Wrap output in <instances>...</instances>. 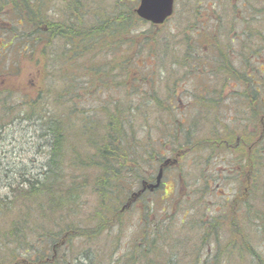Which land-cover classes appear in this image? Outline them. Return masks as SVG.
Returning a JSON list of instances; mask_svg holds the SVG:
<instances>
[{
  "label": "rangeland",
  "instance_id": "1",
  "mask_svg": "<svg viewBox=\"0 0 264 264\" xmlns=\"http://www.w3.org/2000/svg\"><path fill=\"white\" fill-rule=\"evenodd\" d=\"M37 2L43 17L42 23L34 25L38 29L59 24L64 32L75 35L65 25L70 17L75 26L93 28V38L89 40L98 38L100 41L85 49L80 37L67 44L64 34L58 37L44 34V40H12L9 36L5 39L0 36V264H148L144 260L149 257H141L135 247L141 242L143 228L154 221H160L169 229L174 239L167 243L169 248H163L165 254L158 253L157 249L151 253L152 263L164 264V258L168 257L171 264H200L205 258L214 259V264H258L257 258L248 251L255 252L264 262V233L257 229L264 224V157L262 164L256 161L259 147L252 144L260 135L264 137V117L260 116L264 115V0H175L172 16L159 26L137 15L139 21L130 18L125 12L132 6L135 9L139 0ZM16 3L19 12H27L19 1ZM5 10L8 9L5 7ZM1 14L10 22L25 21L9 11ZM1 21L0 26L4 25ZM107 24L115 26L116 35L111 36L106 31L97 33L101 25ZM25 41L31 46H22ZM7 42L14 44L3 47ZM233 49L235 55L231 54ZM247 57L249 75L252 67L258 68L259 62L262 64L261 72L253 71L262 83L254 104L249 100L250 92L243 89L240 81L237 80L240 86L234 91L232 78L228 83L224 80L228 67L229 74L232 73V64L242 72L243 60ZM69 58L72 59L67 60ZM235 58H240V62L233 63ZM100 65L112 67L116 80L106 84L97 82L95 77L100 73L96 75L93 69ZM43 66L47 68L45 74ZM55 74L59 80H55ZM66 75L72 78V83L68 84L73 89L70 90V93L73 91L71 101L79 103V110L89 115L101 112L102 101L108 97L123 100L124 94L116 95L114 87L139 76L153 78V90L160 102L165 98L174 101V120L180 117L194 122V139L212 136L211 130L215 127L214 133L220 131L217 118L222 121L223 129L226 126L224 115L230 114L229 131L234 132V137L253 141L250 145L256 162L251 178L247 177L249 189L244 192L246 154L242 153L240 143L231 154L232 169L224 160L226 150L212 154L207 148H200L189 153L176 167L165 168L155 191H147L130 204L127 203L131 201L130 195L125 198L123 194L119 202L120 207L125 208H120L121 214L112 217L107 229L93 235L90 230L82 231L83 226L90 228L97 219L95 216H99L96 214L98 201L94 195L90 196V187L85 190L86 197L77 201L74 213L59 205L53 209L42 195L29 193L31 184L43 181L48 160V138L42 118L55 101L49 99L52 102L49 105L47 97L55 96L58 91L63 94L62 78ZM64 108L61 106L60 110ZM14 116L20 120L7 124ZM78 131L70 135L68 147L88 145L87 141L77 140ZM260 140L264 142L263 138ZM174 154L166 157L173 158ZM214 166H221L218 173L212 169ZM201 173L208 179L206 186L201 182ZM96 174L94 171L87 174V186ZM179 175H182L180 180ZM185 178L190 187L184 184ZM192 187L200 191L207 187L213 192H206L207 201L202 199L201 202L197 195L188 198L193 193ZM136 190L135 186L133 192ZM236 198L245 201L239 208L241 228L237 236L221 217L227 214L226 203ZM214 217H217L215 235L204 237L207 232L204 222ZM182 218L183 224L180 223ZM68 224L79 229L55 260L58 249L55 250L52 238L55 235L56 241L59 237L56 234ZM210 229L212 226L208 234L212 233ZM249 243L251 250L244 247ZM25 250L28 252L23 254Z\"/></svg>",
  "mask_w": 264,
  "mask_h": 264
},
{
  "label": "trees",
  "instance_id": "2",
  "mask_svg": "<svg viewBox=\"0 0 264 264\" xmlns=\"http://www.w3.org/2000/svg\"><path fill=\"white\" fill-rule=\"evenodd\" d=\"M16 1H19L21 7L27 10V12H19ZM36 2L37 0H0V9H2L0 10V19L2 20L1 24H4L0 26V36L3 39L9 36L12 40L33 38L44 40L42 37L44 34H48L50 37H58V35L64 34L63 39L67 44L73 41L74 38L80 37V43L83 44L85 49L91 47L93 43L100 41L98 38L89 40L93 38V28L88 29L83 26H75L70 17L67 18L65 25L75 35L72 32H64L59 24H51L46 29H38L34 25L42 23L43 17L42 10H40L37 5L38 2ZM30 4L33 5V8ZM5 7L8 10H5ZM5 11L11 12L13 16L24 18L25 21L21 19L22 22H10L3 17L4 14H1ZM125 12L130 14V18L137 17L133 6L125 10ZM136 19L138 20V18ZM5 25H8V27H3ZM103 31L109 32L111 36L116 35V28L111 24H107L106 26L101 25L100 29H97V33ZM7 43L3 47L14 44L13 42ZM37 43L34 45L36 46ZM21 45L31 46L28 41L23 42ZM30 53L32 54V51ZM64 54L67 56L66 52ZM71 59L69 58L67 60ZM46 69V66H43L44 74L47 71ZM229 69L228 67V74L224 76V80L227 83L231 79ZM93 70L96 71V75L100 73L95 78L101 84L116 80L115 70L112 67L100 65ZM63 72L65 74L67 73V71ZM48 76L51 78L52 75L49 74ZM248 78L244 79L239 77L236 80L242 84L243 80L249 83L251 87L249 100L251 104H254L257 95L260 93L262 83L257 76ZM55 80H59L56 74ZM62 81L64 82L63 94L58 91V93L55 92V96L47 97L49 105L52 104L51 99L55 101V105H51L53 110H49L42 118L43 130L45 136L48 138L47 147L49 150L43 181L31 184L29 186V193L42 195L45 201L51 203L53 209H55L56 205H59L68 208L70 212L74 213V208L78 204L77 201L86 197L85 190H88L90 187V196L94 195L98 201L96 214L99 216H95L97 219L93 220L90 228L83 226L81 230L86 232L90 230L92 232L91 235L100 229H107V226L111 225L112 217H117L118 214H121L123 206L120 207L119 201L123 194H125V198L130 195V198H128L131 200L132 194L141 188L143 182L149 183L155 181L158 169L163 161L167 159L166 155L169 153L175 152L174 157L170 159L176 162L167 167H176L178 163L185 160L184 157L189 153L196 152L200 148L205 147L212 154H220L222 150H226L225 152L227 153L225 154L224 160L229 163L231 168L233 165L231 154L236 152L235 150H237V146L240 143L242 153L246 154L244 192L249 189L247 177L249 176L251 178L253 169L255 168V162L258 161V163L262 164L261 159L264 157V142H261L260 139L263 138L264 140V137L260 135V138L255 142H248L240 137H234V132L229 131L228 122L231 120L230 114L229 116L224 115L227 123L225 122L226 126L223 129L222 121L217 118L219 122L217 127L220 128V131L216 132L217 130H215L214 133L213 129L215 127L211 130L212 136H206L201 140L194 139V122L190 119L189 122L188 119L185 121L180 117L177 120L173 119L172 113L174 110L172 107L174 101L171 98H165L166 100L164 99L163 102L159 101L160 99L155 94L156 91L153 90V78L148 79L147 77L139 76L129 79L125 84L118 83L113 91L116 95L124 94L123 100L117 99L118 97L114 98L116 100H112V98L108 97L105 101H102L103 106L102 109L100 108L101 112H94L91 115L82 113L83 111L79 110L81 109L80 104L71 101L73 99V91L70 93V90L73 89L68 84L72 83V78L66 75L65 78H62ZM123 85L125 87L122 89ZM55 88H57L56 81ZM101 89L105 88H100L99 90ZM151 101L153 102L151 103ZM61 106L65 107L63 111L60 110ZM253 110L255 111V109ZM96 113H100L101 115H97ZM74 120L76 122L73 123ZM73 128L75 131L79 130L77 140L79 142L81 140L87 141L88 145L77 147L78 145L71 144V147H68L67 143L71 140L69 137L73 132L75 133ZM250 143L254 144L255 147H259L256 161ZM248 149H251V151L247 152ZM89 150H92V153ZM158 163L160 165L155 174V168ZM220 167L214 166L212 169L218 173ZM93 171L97 174L93 178L91 185L87 186V174ZM178 178L179 180L182 179V175H179ZM201 179L204 186L209 184L207 177L202 173ZM193 182L195 183L196 180ZM184 184L190 187L186 178L184 179ZM135 186L137 190L133 192ZM249 186H252L250 181ZM191 190L193 193L189 194L188 198L190 199L192 196L197 195V198L199 197L201 202L206 192L210 191L211 194L213 192V189H207V187H203L201 191L195 187H192ZM146 192L147 190L139 194L136 199L143 197ZM204 200L205 202L207 201L206 199ZM244 204L245 201L243 198H236L231 203H226L227 214L224 213L221 215L226 226L230 231L232 230L234 232L235 236L240 233L239 229L241 227L239 220L241 212H239V208ZM207 214L205 212V215ZM183 216L185 217V215ZM216 219L217 217L209 218L207 222H204L207 224L205 226L207 232L203 235L204 237H213L215 235ZM184 222L182 218L180 223L183 224ZM211 226L212 229L210 231L212 233L208 234V228ZM14 228L17 229L19 227ZM78 229V227L68 224L56 235L59 236L62 232L69 231L72 232L69 234V237H71L74 231L77 232ZM257 229L260 233H264V224L261 223ZM143 230L140 238L141 242L136 244L135 249L137 253H140L141 257H149L144 261H147L148 264H155L152 263L151 253H155L157 249L158 253L165 254L163 248L165 246L169 248L167 243L173 241L174 235L170 234L169 229L164 228L160 224V221L151 222V225L144 227ZM14 234L15 232L12 233V235ZM82 235L85 236V233ZM52 242L53 244L55 243V235L52 238ZM245 246L251 250L250 243L247 245L244 244ZM39 249L41 250L40 247ZM27 252L25 250L23 254ZM248 252L252 257L257 258L258 264H264L260 256L255 252ZM42 254H44V251H42ZM205 255L207 256L206 251ZM213 260H207L205 258L200 264H214ZM163 261L164 264L172 263V260L168 257H165Z\"/></svg>",
  "mask_w": 264,
  "mask_h": 264
},
{
  "label": "water",
  "instance_id": "3",
  "mask_svg": "<svg viewBox=\"0 0 264 264\" xmlns=\"http://www.w3.org/2000/svg\"><path fill=\"white\" fill-rule=\"evenodd\" d=\"M173 9L174 0H139V3L135 8V13L140 19L146 22L154 25H160L172 15ZM175 162V160L170 158L165 159L158 169L155 183L143 182L141 189L132 194V199H135L146 189L149 191L156 189L160 185L163 169Z\"/></svg>",
  "mask_w": 264,
  "mask_h": 264
},
{
  "label": "flooded vegetation",
  "instance_id": "4",
  "mask_svg": "<svg viewBox=\"0 0 264 264\" xmlns=\"http://www.w3.org/2000/svg\"><path fill=\"white\" fill-rule=\"evenodd\" d=\"M234 40H236V39H231L232 42ZM231 54L232 55H235L234 49L232 50V53ZM249 57H250V55H249ZM249 57H247V60L246 59L243 60V61H245V63L243 65V71L242 72H240L238 66L236 67L235 64H232V66H231L232 73H230V76L232 78L231 86L233 87V90L236 89L238 86H240V82H238L236 80V78L241 77V78H244L245 79V78H248V77H251V76H256L255 74H253V71H256V70H260V72H261V66H262V64H260L261 62H259L258 63V68L252 67V69H251L252 70L251 71L252 74H250V75L248 74L250 72V66L248 65V63H249L248 58ZM236 62L239 63L240 62V58L236 59L233 63H236ZM257 62H258V60H257ZM243 85H244L243 89L246 90V92L247 91L248 92L251 91V87H250L249 83H247L245 80H243ZM245 97L247 98V95L246 94H245ZM263 103H264V101H263ZM260 116L261 117H264V115L263 116L260 115ZM18 118H20V117H17V116L12 117L11 120L7 124H13V122H15L14 120H20ZM70 233H72V232H69V231L62 232L59 235L60 239L58 237L57 240L55 241V250L57 251V249H58V251L55 254V260H56V257L59 255V252L61 250H63L64 248H67L68 247V244L70 242V237H69L70 236L69 235ZM57 263L59 264L60 262H57Z\"/></svg>",
  "mask_w": 264,
  "mask_h": 264
},
{
  "label": "bare ground",
  "instance_id": "5",
  "mask_svg": "<svg viewBox=\"0 0 264 264\" xmlns=\"http://www.w3.org/2000/svg\"><path fill=\"white\" fill-rule=\"evenodd\" d=\"M162 179V178H161ZM155 181H156V178H155ZM155 181L154 182H149V183H155ZM160 184H161V182H160Z\"/></svg>",
  "mask_w": 264,
  "mask_h": 264
}]
</instances>
